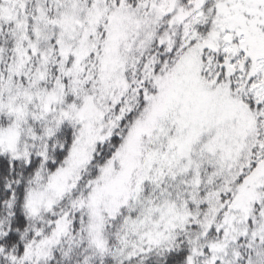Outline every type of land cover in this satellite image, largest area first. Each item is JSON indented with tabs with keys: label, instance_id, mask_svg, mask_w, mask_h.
Segmentation results:
<instances>
[{
	"label": "snow or ice",
	"instance_id": "snow-or-ice-1",
	"mask_svg": "<svg viewBox=\"0 0 264 264\" xmlns=\"http://www.w3.org/2000/svg\"><path fill=\"white\" fill-rule=\"evenodd\" d=\"M0 264H264V0H0Z\"/></svg>",
	"mask_w": 264,
	"mask_h": 264
}]
</instances>
